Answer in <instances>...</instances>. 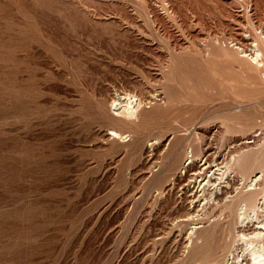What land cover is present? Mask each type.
Masks as SVG:
<instances>
[{
    "label": "rangeland",
    "instance_id": "rangeland-1",
    "mask_svg": "<svg viewBox=\"0 0 264 264\" xmlns=\"http://www.w3.org/2000/svg\"><path fill=\"white\" fill-rule=\"evenodd\" d=\"M256 45L264 0H0V264H250Z\"/></svg>",
    "mask_w": 264,
    "mask_h": 264
},
{
    "label": "bare ground",
    "instance_id": "bare-ground-1",
    "mask_svg": "<svg viewBox=\"0 0 264 264\" xmlns=\"http://www.w3.org/2000/svg\"><path fill=\"white\" fill-rule=\"evenodd\" d=\"M256 44V43H255ZM263 51H264V47L260 48L257 45L255 46V50L252 56L249 57L250 61L254 64V66L259 69L262 70V76L264 77V55H263ZM262 77V78H263ZM264 79V78H263ZM166 88V86H165ZM173 90V89H172ZM176 96V95H175ZM139 99H134L133 96H131L130 94H124L123 96H118L117 97V101H113L112 102V107H113V111L115 112V116L119 117V118H125L127 120H135L138 118L139 116V110H140V106H141V100L137 101ZM21 110V109H20ZM158 110H152L150 112H146V114L148 116H153L157 113ZM19 114V110L18 108H16L15 110V116ZM111 137H118L120 139H125L126 136L125 135H121L119 133H117L114 130L109 131L108 133ZM257 134V133H256ZM258 141V140H257ZM250 142V141H249ZM247 142H244V144H246ZM243 144V143H242ZM249 145V144H248ZM250 147V146H249ZM202 155V154H201ZM200 159V158H199ZM21 161V160H20ZM28 162V161H27ZM190 164V163H189ZM210 164V163H209ZM224 166V165H223ZM207 168V166H206ZM211 168V167H210ZM219 170V169H218ZM30 170H26V171H22L20 172V170L15 169V172H13L14 177L17 179L20 176H28L29 175ZM203 172V171H202ZM261 173V172H260ZM259 173L254 174L251 177V181H257L260 176H258ZM198 175V174H197ZM215 175V174H214ZM216 179H220V177H217ZM228 180V179H227ZM263 180V179H262ZM206 183V182H205ZM249 183V182H248ZM255 184V183H254ZM215 185V184H212ZM221 186V182H218L216 184V186ZM225 185V184H224ZM12 186V185H10ZM216 188V187H215ZM258 189V188H257ZM261 204V203H260ZM242 208V207H241ZM227 215V214H226ZM241 215V214H240ZM257 215V214H256ZM242 217V216H241ZM253 218V217H252ZM201 223V222H200ZM256 229H258L257 232L254 233V238H256V240H252V241H248L249 242V253H250V264H264V221L263 220H256ZM244 233V232H243ZM252 238V237H251ZM196 244H201L202 240L201 237L196 239ZM204 242V240H203ZM253 243H255V245H253ZM232 253V252H231ZM242 254V253H241ZM240 255V254H239ZM230 257V256H229ZM238 257V256H237ZM243 258V255L242 257ZM240 259H237V261H241ZM233 258H231L232 261ZM230 261V262H231ZM234 262L237 263V261L233 260ZM233 262V263H234ZM229 263V260L228 262ZM235 263V264H236ZM226 264V263H225ZM238 264V263H237ZM239 264H248L245 261H241L239 262Z\"/></svg>",
    "mask_w": 264,
    "mask_h": 264
}]
</instances>
